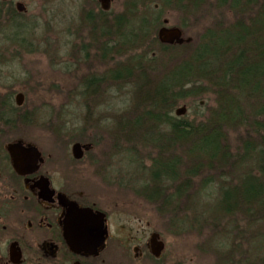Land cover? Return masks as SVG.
<instances>
[{
    "label": "rangeland",
    "instance_id": "rangeland-1",
    "mask_svg": "<svg viewBox=\"0 0 264 264\" xmlns=\"http://www.w3.org/2000/svg\"><path fill=\"white\" fill-rule=\"evenodd\" d=\"M132 1L112 0L109 11L103 12L96 0H16L27 10L15 20V25L22 24L26 29H15L12 33L28 35L17 38L13 47L3 44L0 39V50L17 52L15 55L0 53V96L9 97L13 102L18 93L24 96L20 114L31 116L28 129L32 131V136L36 135L35 140L41 144L44 153L52 157L49 163H59L65 171H69L67 165L72 145L77 142L92 143L94 149L80 162L76 173L70 172L71 177L79 179V184L90 194L108 203L113 219L132 223L136 217L141 218L143 226L149 223L160 234L170 257L183 264H263V212L256 213V219L241 215L219 219L220 215L215 212L218 210L221 176L217 173H207V177L212 175L214 178L207 187L204 186L205 175L194 179L190 191L177 203L175 213L164 210L159 201L146 202L140 196L137 184L145 177L140 175V180L134 178L136 173L144 174V170L136 172L135 166L131 167V171L129 167L126 170L123 151L112 149L113 140L109 136L121 128L116 122L126 116L136 103L138 85L141 84L137 74L130 81L112 84L106 89L90 88L88 92L94 95L86 101V91L81 82L95 70L99 71L95 73L99 75L108 67L111 70L130 61L132 64L148 65L150 72L156 68L160 72L166 67H173L188 53L184 49L187 45L166 46L174 48L161 50L156 38L158 30L164 26L163 21L168 22L167 28L180 29L183 39H190V46L194 47L213 23L218 22L225 29L232 26L235 20L227 8L216 10L214 0L201 7L196 15L179 11L174 6L162 7L157 0L150 1L146 6L131 4ZM130 5L137 18L147 17L149 22L156 21L148 27L149 39L141 42L140 50L127 53L123 58L115 55L110 58L108 55L105 63L96 61L94 56L99 51L92 40L94 35L87 21L89 16L101 23L108 20L109 24L113 18L126 13ZM98 26L101 30V24ZM6 27L1 26L5 34L8 33ZM21 39L26 42L21 43ZM40 39L44 40L45 53L32 52L35 50L30 49L35 46L33 41ZM105 43L108 47L112 46L109 41ZM146 49L144 58L142 53ZM214 100L211 93L182 100L173 107L171 115L175 117V110L185 107L186 112L179 119L198 123L215 107ZM235 132L229 133L228 141L232 149H238L237 138L242 129L237 128ZM185 138L182 136L181 139L185 141ZM140 144L137 148L144 158V154L156 155L153 148H143ZM182 151L178 149L176 154L182 157ZM121 161L124 165L120 166ZM148 164L145 161V165ZM231 170L229 168L222 178L233 186L236 181L228 178ZM232 191L229 189V193ZM170 192L167 191V194ZM226 205L232 206L233 202L229 201ZM117 223L120 222L114 221V224Z\"/></svg>",
    "mask_w": 264,
    "mask_h": 264
},
{
    "label": "trees",
    "instance_id": "trees-1",
    "mask_svg": "<svg viewBox=\"0 0 264 264\" xmlns=\"http://www.w3.org/2000/svg\"><path fill=\"white\" fill-rule=\"evenodd\" d=\"M150 1L133 0L131 4L146 6ZM157 1L162 7L174 6L196 15L210 0ZM213 7L227 8L235 19L233 25L224 29L222 24L213 23L197 45L184 48L188 53L173 67L150 72L146 64L127 61L111 68V85L130 81L134 74L141 84L136 103L127 114L130 116L119 118L116 125L121 128L109 136L112 149L123 151L122 160L127 164L121 161L120 166H126V170L129 167L130 171L133 166L136 172L144 170V174L135 172L134 179L145 177L137 184L139 194L159 201L163 209L175 213L177 203L190 191L194 179L205 175L207 187L214 180L207 173H217L221 176L215 212L219 219L238 215L256 219L258 212L264 216V0H214ZM87 21L99 51L94 57L101 63L107 61L108 55L123 58L140 50L141 42L150 37L148 27L156 23L147 17L137 18L132 5L112 23H101L93 16ZM106 41L112 46L108 47ZM160 47L162 51L174 48ZM147 50L142 57H146ZM84 91L86 101L94 95L88 89ZM203 93L215 97V107L206 118L196 123L172 117L173 107L180 101L196 99ZM237 128L242 129L238 133V149H232L229 133H236ZM137 144L153 148L156 155L142 152L144 158ZM178 149L183 150L182 157L176 154ZM145 161L149 164L145 165ZM229 168L233 170L228 178L236 181L233 186L222 178ZM227 185L230 187L222 188ZM229 189L233 191L229 193ZM169 190L172 193L167 194ZM229 201L232 206L226 205Z\"/></svg>",
    "mask_w": 264,
    "mask_h": 264
},
{
    "label": "flooded vegetation",
    "instance_id": "flooded-vegetation-1",
    "mask_svg": "<svg viewBox=\"0 0 264 264\" xmlns=\"http://www.w3.org/2000/svg\"><path fill=\"white\" fill-rule=\"evenodd\" d=\"M17 4L21 3L0 0V39L8 47L28 35L12 33L26 29L22 24L15 25L27 10L23 6V11L18 12ZM3 25H7L6 34L1 30ZM25 42L21 39V43ZM33 42L32 52L45 53L43 39ZM110 71L108 67L96 75L99 71L95 70L81 84L88 90L109 88ZM17 95L22 97L20 106L16 104ZM17 95L14 102L0 96V264H183L170 257L160 234L149 223L143 226L141 218L136 217L132 222L135 224L113 219L109 204L71 177L70 172L76 173L80 162L94 149L92 143H74L87 148L82 150L81 159L75 160L71 147L69 171L59 163L48 162L52 157L44 153L36 135L32 136L28 129L31 116L20 114L24 96ZM14 159L18 160L17 167ZM140 196L146 202L151 200L145 194ZM75 211L91 212L100 223L101 236L93 233L88 241L81 242L74 234L76 229L66 224L68 214Z\"/></svg>",
    "mask_w": 264,
    "mask_h": 264
},
{
    "label": "water",
    "instance_id": "water-1",
    "mask_svg": "<svg viewBox=\"0 0 264 264\" xmlns=\"http://www.w3.org/2000/svg\"><path fill=\"white\" fill-rule=\"evenodd\" d=\"M4 1V0H3ZM103 12L109 11L111 7L112 0H96ZM24 9L22 4H17V11L22 12ZM168 22L163 21V27H161L157 32V40L160 45L164 46H182L191 43L190 39H183L182 32L178 28H167ZM22 103V97L18 95L16 97V104L20 106ZM186 112L185 107L177 109L175 115L177 117L184 116ZM87 146H81L80 144H75L72 146V154L75 160H80L82 155V150H86ZM15 165L17 167L18 160L14 159ZM91 212L86 211H75L70 212L66 217L67 226L76 229L75 235L79 236L81 242L83 240L88 241L91 236L96 234V236H101V226L97 222L96 218H93L90 214ZM92 218V219H91ZM76 236V237H77Z\"/></svg>",
    "mask_w": 264,
    "mask_h": 264
}]
</instances>
